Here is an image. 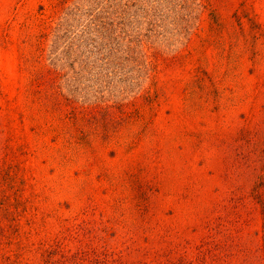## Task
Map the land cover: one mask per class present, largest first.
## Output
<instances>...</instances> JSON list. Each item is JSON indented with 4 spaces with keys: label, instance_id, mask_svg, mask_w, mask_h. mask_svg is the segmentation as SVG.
Masks as SVG:
<instances>
[{
    "label": "rangeland",
    "instance_id": "1",
    "mask_svg": "<svg viewBox=\"0 0 264 264\" xmlns=\"http://www.w3.org/2000/svg\"><path fill=\"white\" fill-rule=\"evenodd\" d=\"M135 180L174 264H264V0H0V235L140 232Z\"/></svg>",
    "mask_w": 264,
    "mask_h": 264
},
{
    "label": "trees",
    "instance_id": "2",
    "mask_svg": "<svg viewBox=\"0 0 264 264\" xmlns=\"http://www.w3.org/2000/svg\"><path fill=\"white\" fill-rule=\"evenodd\" d=\"M131 188L135 192L132 208L143 221L140 232L129 229V235L126 232L119 234L116 228L119 219L113 217L100 222L91 219L72 222L66 227L64 235L51 244L30 245L2 234L0 264H127L123 258L128 254L139 255L130 264H174L170 249L159 251L148 245V238L155 230L152 212L157 207L159 189L153 183L142 184L137 180ZM109 233H112L110 237ZM141 238L144 239L142 243ZM115 240L124 244L119 246L118 251L112 247ZM67 243L74 244V249L66 248Z\"/></svg>",
    "mask_w": 264,
    "mask_h": 264
}]
</instances>
